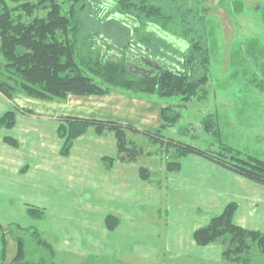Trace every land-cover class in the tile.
Wrapping results in <instances>:
<instances>
[{
    "label": "rangeland",
    "instance_id": "rangeland-1",
    "mask_svg": "<svg viewBox=\"0 0 264 264\" xmlns=\"http://www.w3.org/2000/svg\"><path fill=\"white\" fill-rule=\"evenodd\" d=\"M111 1L86 0L87 8L78 14L81 24L92 22L95 13V18L110 14L119 22L130 24V18L110 13ZM149 1L160 5L171 17L186 13L188 21L192 19L186 12L188 6L182 7L184 0ZM204 3L207 9L204 22L209 30L206 44L210 52L208 78L203 91L198 92L195 98H161L120 88L91 94L105 95L110 100L118 92L115 94L130 98L136 104L148 98L159 101L155 104V112L152 110L147 115L149 122L141 119L142 113L140 115L138 111L122 106L123 119H88L97 124L90 125L83 133L89 131L85 134L87 138L104 136L103 140L110 141L106 148H112L114 154L101 157L103 164L108 163L103 160L108 157L113 158L109 160L110 164L117 161L144 168L146 178H139L145 182V190L140 192L135 186H129L122 194H116L109 189L99 190L100 184L95 177H85L82 182H77L74 177L69 184L60 174L57 184H50L45 181L48 173L41 175L43 180L39 181L38 176L25 178L21 172L18 180L14 177L13 182L3 176L0 168V264L12 263L18 238L23 241L24 259L28 262L45 259L49 264H264V254L256 248L243 256L248 263L228 261L222 257L223 239L198 245L192 236L196 228L205 225L223 209H193L196 185L193 186L192 181L195 173L211 176L212 179L208 177L207 181L201 182H210L207 184L211 186L210 190L223 189L210 166L200 169L193 161V154L204 158L207 157L203 154H212L235 166L241 164L221 148L228 145L264 161V0H205ZM86 30V25L81 26L80 37L85 38ZM167 40L172 48L179 51L187 48L184 39L168 35ZM111 50L113 54L120 55L118 50ZM129 61L137 66L146 65L143 59ZM4 75V59L0 53V82ZM17 94L30 97L21 92L13 95ZM97 103L99 108H104L108 106V99ZM14 106L13 109H18L17 105ZM19 108L32 112L30 108ZM8 111L14 112L16 117V111ZM4 112L5 106L0 104V115ZM150 116L154 121H150ZM72 118L79 117L57 116L56 130L60 123ZM98 125L102 130L95 132L94 127ZM0 129V135L7 133L5 130L8 128L1 126ZM116 129L120 132L118 136L123 150L117 145ZM3 142L12 147L18 145V141L16 146ZM62 143L59 137L58 154L64 157L69 153H60ZM190 148L191 152L182 155ZM221 152L225 155H220ZM177 158L179 168L182 162L181 172L187 178L178 186L187 195L186 201L179 203L170 197L174 190L172 181L179 169L169 170L167 165ZM231 171L259 186L257 190L264 195L263 182ZM87 181H93V185L86 184ZM219 199L223 200L225 196ZM31 208L42 210L43 215L29 214ZM106 215L117 217L113 229L107 228ZM245 220L244 228L264 232L259 229L264 223V211L258 210L257 214L248 215ZM37 239L46 241L49 246L40 245Z\"/></svg>",
    "mask_w": 264,
    "mask_h": 264
},
{
    "label": "trees",
    "instance_id": "trees-1",
    "mask_svg": "<svg viewBox=\"0 0 264 264\" xmlns=\"http://www.w3.org/2000/svg\"><path fill=\"white\" fill-rule=\"evenodd\" d=\"M85 1L0 0V53L5 68L0 92L3 95L12 98L15 92H21L33 98L63 100L69 94H103L120 88L161 98L180 96L182 100H189L203 91L210 55L206 46L209 30L204 22L205 0H184L182 7L188 6L186 12L192 17L189 21L186 13L171 17L160 5L149 0H112L110 13L126 16L131 23L119 22L110 14L95 18L96 13L92 15L90 8L89 13L94 18L84 24L87 26L84 38L80 37L84 25L78 14L87 8ZM168 35L184 39L187 48L180 51L172 48L167 42ZM111 49L118 50L120 55L113 54ZM136 58L151 61L153 72L141 75L130 71L129 66L134 64L129 60ZM14 121L12 111L0 115V127L10 128ZM93 124L97 123L84 118L60 123L57 130L63 142L60 153L67 155L73 140ZM101 130L99 125L94 127L95 132ZM115 131L117 145L123 150L120 132ZM3 140L17 145L13 137L6 136ZM221 148L241 164L235 166L212 154L203 156L248 179L264 183L263 160L228 145ZM191 151L192 148L182 155ZM103 160L108 161L104 163L108 167L113 158L104 157ZM179 164L178 158L167 162L169 170L179 169ZM138 172L141 178H146L144 168H139ZM236 209L235 202L227 203L219 214L196 228L192 236L198 245L223 239V259L248 263L243 256L251 249L256 248L264 254V232L236 224L233 220ZM34 212L37 217L43 215L38 208L28 210L29 214ZM105 223L108 229H113L117 217L107 215ZM16 243L11 264H49L45 259L26 261L23 241L18 238ZM37 243L49 246L44 240L37 239ZM2 249L4 254V247Z\"/></svg>",
    "mask_w": 264,
    "mask_h": 264
},
{
    "label": "crops",
    "instance_id": "crops-1",
    "mask_svg": "<svg viewBox=\"0 0 264 264\" xmlns=\"http://www.w3.org/2000/svg\"><path fill=\"white\" fill-rule=\"evenodd\" d=\"M115 93L110 100L105 95L72 94L63 100H38L17 94L13 95L10 100L0 94V104L5 106V111H16L13 127L5 130L7 133L0 135V168L3 170V176L14 182V177L17 179L20 176L18 174L22 172L21 175L25 176V178L38 176V180L42 181L41 177L48 173L49 176H47L45 181L50 184H57L59 174L60 176L63 175L69 184L74 177L77 178V182H82L83 178L90 176L98 180L97 184H100L99 190L109 189L113 193L122 194L129 186H135L137 191H144L145 182L139 178L138 168L133 163L115 161L109 164L108 167L103 164L101 157L114 154L112 148H106V144L110 141L106 142V140H103L104 136H88L87 138L85 136V134L89 133L87 131L75 139L69 155L63 157L58 154L60 146L56 130L58 125L57 116L119 121L123 119L122 106H124L126 109L132 108L134 109L133 111H138L140 115L142 113L141 119L149 122L148 113H151L152 110L155 112V104H159V101L157 102L150 98H148L149 100L143 99L147 102L143 101V103L136 104L131 102L133 101L132 99ZM107 99L108 106L99 108L100 104L97 102L106 101ZM14 105H17L18 109H13ZM19 107L30 108L29 110H32V112H25V109L21 110ZM150 121H154L151 116ZM7 135L14 137L18 141L16 147L9 146L3 142V137ZM193 157L194 163L200 169L210 166L223 188L210 190L211 186L207 185L210 182L203 184L201 182L207 181L208 177L212 179L211 176L207 177L206 174L195 173L193 175L194 182L192 181L193 186L194 184L196 185V189L194 188L193 190L194 210H202L203 208L220 210L227 203L233 201L237 204L233 219L238 225L243 227H246L247 224L245 217L257 214L258 210L261 213L264 211V195H261L260 193L262 192L257 190L259 186L238 176L211 159L194 154ZM181 170L182 162L177 171L178 174L173 178L174 182L172 181L173 186L171 188L174 190L170 193L171 199L178 203L186 201L187 198L186 193L183 194L178 187L183 180L186 182L187 179ZM92 182L87 181L86 184L93 185ZM223 196H225V199L220 200L219 198ZM259 229L264 230V223Z\"/></svg>",
    "mask_w": 264,
    "mask_h": 264
},
{
    "label": "water",
    "instance_id": "water-1",
    "mask_svg": "<svg viewBox=\"0 0 264 264\" xmlns=\"http://www.w3.org/2000/svg\"><path fill=\"white\" fill-rule=\"evenodd\" d=\"M149 65L152 67L153 63H150ZM129 70L132 71L135 74H141V75H144V74L149 73V72H153L151 70H147L144 67L137 66V65L129 66Z\"/></svg>",
    "mask_w": 264,
    "mask_h": 264
},
{
    "label": "flooded vegetation",
    "instance_id": "flooded-vegetation-1",
    "mask_svg": "<svg viewBox=\"0 0 264 264\" xmlns=\"http://www.w3.org/2000/svg\"><path fill=\"white\" fill-rule=\"evenodd\" d=\"M139 59H141V58H139ZM146 62V65L145 66H141V67H144L145 69H147V70H150L152 67L149 65L150 63H152L151 61H145ZM132 63V62H131ZM134 64V63H133ZM136 64V63H135ZM134 64V65H135Z\"/></svg>",
    "mask_w": 264,
    "mask_h": 264
}]
</instances>
